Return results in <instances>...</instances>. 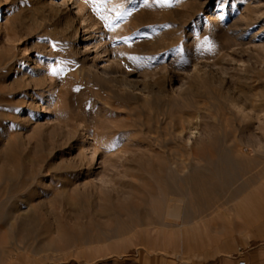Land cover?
Listing matches in <instances>:
<instances>
[{
	"label": "rangeland",
	"instance_id": "1",
	"mask_svg": "<svg viewBox=\"0 0 264 264\" xmlns=\"http://www.w3.org/2000/svg\"><path fill=\"white\" fill-rule=\"evenodd\" d=\"M226 152L241 175L218 180L210 208L176 220L158 210L180 180L153 170L208 173ZM137 195L148 197L143 216L127 210ZM246 200L252 237L233 233L231 251L264 243V0H0V206L35 211L41 230L27 241L0 222V264H86L131 237L152 247L140 229L199 221L222 242L220 218L237 223ZM64 221L98 225L65 246Z\"/></svg>",
	"mask_w": 264,
	"mask_h": 264
},
{
	"label": "bare ground",
	"instance_id": "2",
	"mask_svg": "<svg viewBox=\"0 0 264 264\" xmlns=\"http://www.w3.org/2000/svg\"><path fill=\"white\" fill-rule=\"evenodd\" d=\"M17 71H18V68H17ZM120 75L123 76V79L127 82V85L128 86H132V81H131V79L128 77V75L126 73H123L122 72V73H120ZM123 79H122V81H123ZM191 134L194 136L196 134V132L191 131ZM219 139H218V143L220 145H218L217 147L221 146V143L220 142L222 140L220 139L221 140L220 141ZM214 144L217 145L215 142H214ZM224 149H226V147ZM210 150H208V152ZM208 152L205 151L206 154ZM216 153H217V151H216ZM229 153L230 152H228V153L226 152L225 154H221L220 153L221 155H219V157L217 159H216V157L211 156L212 154L211 155H208L207 156V159H208V157H214L215 158V159L214 158H211V159L209 158L210 160H208V162H210V164H211L209 166H212V169L209 168L210 170L208 171V173L204 172V170H202V169H199V168L198 169L197 168L194 169L193 168V170L187 176L181 177V176H179V171H177V170L174 171V170H172L173 168L171 167L172 169H168L167 168L168 171L166 172V174L164 175V177H162L163 175H160L161 174V172H160L161 170L160 171L153 170L152 175L154 176V178H157L156 180H160V179L167 180V181L168 180H170V181L171 180H180L179 184H176V185L174 184L175 186L166 183L167 186H168V191H167V194H166L167 196L164 199H162V203H161L162 205H161V207L159 206L160 208L157 207L158 210L159 211L164 210L165 213H166V215H167V218L175 219L176 220V219H179L182 215L188 216V218H189V215H191L192 213L195 215L198 212H201V211H203V210H205L207 208H210V205L216 199H218L219 194L221 195V193H223L222 192L223 191L222 190V187L220 188V186L218 185V180H225V181L228 180L230 182V180H235V179H237L239 177V175H241L240 174V172H241L240 167L242 165L240 164V160L238 158L233 157ZM218 154L219 153H217V155ZM199 156H200V158L201 157H204V158L206 157V155H204V150H201L198 153V157ZM164 169H162V170H164ZM142 180H144V178H142ZM145 180H150V179H145ZM224 183H227V182H224ZM186 188H187V191H186ZM148 190H149L150 193H153V188L148 189ZM156 190H157V188H156ZM140 191L141 190L139 189V191H138L139 193L138 194H141ZM144 192H146V191H144ZM137 196H139V197H137L136 202L132 206L130 205L131 207H129V208L126 206L128 209L126 207L125 208L128 211H130V212H133V213H135V214H137L139 216H143V214H144L143 204L147 202V198L148 197L147 196L140 197V195H137ZM7 202L8 201H6V203ZM152 202H154V201H152ZM75 203H77V202H75ZM147 205H149V204L147 203ZM87 207L88 206L85 205V211L88 209ZM154 207H155V205H154ZM154 207H153V210H155ZM237 207H238L237 209H239V211H241V212H245L246 210L248 211V205H246V203H241V204L237 205ZM125 208L120 207V208H118V210L119 211H122ZM149 208H151V204H150V207L148 206V209ZM74 209H71V210L73 211ZM79 209H80V207L78 208V210ZM78 210L75 211V212H78ZM21 211H22V208H20L19 206H11L8 209H4V205L2 204L0 206V212H1L0 222L2 224H4V226L5 225H8L9 228H10V232H12L13 234H15V236H19L22 239H26L27 241L33 240V239H37L40 236L41 230L39 229V223H38L39 220H37V216L35 214L36 212L35 211H30L27 215H24V214L23 215H19V212H21ZM145 213H146V211H145ZM165 213H164V216H165ZM150 214H152V212ZM83 215H84V213H83ZM74 217H76V215ZM100 218H103V217H100ZM152 218L150 219V217H148V219H150L151 222H153V219ZM76 219H74V220H76ZM145 220H146V218H145ZM70 221H71V219H70ZM132 222H133V220H132ZM132 222L130 224H133ZM181 223H182V221H181ZM187 223H189V221H187ZM2 224H0V225H2ZM193 224H192V226H189V227H186L185 225L184 226L182 225V226L177 227L178 230H179L178 231L179 232V235L181 233H182V235H184L187 232H189L190 230L191 231H195V230H197L200 227V225L197 224V223L196 224L193 223ZM97 225H96V227H97ZM186 225L188 226V224H186ZM94 226H92L91 224L85 223V222L65 223V221H64V223H60L59 226H58V229H60V232H59V242H60L61 245L67 246V245L75 242L79 238H81L83 235H86V232L90 228H92ZM101 226L99 224L98 227H101ZM1 230H2V228H1ZM152 230H153V228L140 229V230L136 231V233L134 234V237L135 238L145 237V240L150 241V242L151 241L154 242V237H153V234H152ZM56 231H58V230L56 229ZM5 235H7V234H5ZM1 237L2 236H0V239H1ZM5 237L7 239L10 238V237H8V235L5 236ZM4 240H6V239H4ZM56 245L57 244L55 242H53V241H45V242H42L41 241V243L38 246V248H40V249H53V248H55Z\"/></svg>",
	"mask_w": 264,
	"mask_h": 264
},
{
	"label": "crops",
	"instance_id": "3",
	"mask_svg": "<svg viewBox=\"0 0 264 264\" xmlns=\"http://www.w3.org/2000/svg\"><path fill=\"white\" fill-rule=\"evenodd\" d=\"M251 195H254L257 200L259 199L256 191ZM243 203L248 205V211L241 212L237 209V205L234 207L237 223L229 220V218H220L224 231L228 232L229 240L225 239L221 242L220 237L212 234L210 223L199 221L196 222L200 225L197 230H190L184 235L182 233L179 235L177 227L153 228L154 242L151 241L152 247L135 242L131 237L123 240L126 245L123 250H117L115 246L109 243L103 245L102 254L98 251L91 254L92 259H87L86 256L82 257L85 259L86 264L122 259L128 248L135 245L141 251L137 252V255L127 256L120 264H239L241 261H245L246 264H264V243L248 251H243L242 248L239 249V252L231 251L234 248L233 233L242 234L245 240L252 237L253 231L248 227L250 225L247 222H254L252 213L256 212V209L252 208L253 205L250 206L248 200ZM192 224L186 227L192 226ZM257 228L258 232H261L260 235L263 236L264 225ZM188 241L195 242V244L188 247L185 245ZM221 243H227V245L223 246ZM224 248H229L230 252L225 254L223 252Z\"/></svg>",
	"mask_w": 264,
	"mask_h": 264
},
{
	"label": "built area",
	"instance_id": "4",
	"mask_svg": "<svg viewBox=\"0 0 264 264\" xmlns=\"http://www.w3.org/2000/svg\"><path fill=\"white\" fill-rule=\"evenodd\" d=\"M239 264H246L244 261H241Z\"/></svg>",
	"mask_w": 264,
	"mask_h": 264
},
{
	"label": "snow or ice",
	"instance_id": "5",
	"mask_svg": "<svg viewBox=\"0 0 264 264\" xmlns=\"http://www.w3.org/2000/svg\"><path fill=\"white\" fill-rule=\"evenodd\" d=\"M214 2H215V0H214Z\"/></svg>",
	"mask_w": 264,
	"mask_h": 264
}]
</instances>
